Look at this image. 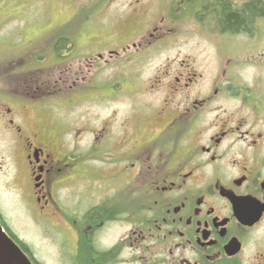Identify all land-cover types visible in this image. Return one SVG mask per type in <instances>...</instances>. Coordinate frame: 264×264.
Masks as SVG:
<instances>
[{
	"label": "flooded vegetation",
	"instance_id": "1",
	"mask_svg": "<svg viewBox=\"0 0 264 264\" xmlns=\"http://www.w3.org/2000/svg\"><path fill=\"white\" fill-rule=\"evenodd\" d=\"M225 5L250 6L253 17L241 29L222 26ZM122 6L116 28L108 24L107 54L122 72L98 86L108 100L126 97L120 118L112 112L99 129L68 128L48 113L98 88L82 78L103 55L89 47L80 58L77 36L88 17L77 12L40 35L54 41L56 66L15 81L21 100L0 102L14 175L28 184L20 197L36 221L55 228L66 264H264V0ZM196 29L195 46L211 49L188 50ZM180 41L185 58L180 48L161 55ZM111 223L124 231L108 242Z\"/></svg>",
	"mask_w": 264,
	"mask_h": 264
},
{
	"label": "rangeland",
	"instance_id": "2",
	"mask_svg": "<svg viewBox=\"0 0 264 264\" xmlns=\"http://www.w3.org/2000/svg\"><path fill=\"white\" fill-rule=\"evenodd\" d=\"M122 2L124 0L117 2H112V0H0V102L8 103L12 97L21 100V96L14 95L19 91L13 84L15 81H22L29 79L31 75H38V73L31 72L46 71L56 66V61H51L53 57L49 52L54 41L42 40L40 35L45 34L48 30L53 32L57 28L56 24L60 23L59 25H61L66 18L74 17L77 14L82 18L88 17L86 22H81L79 33L76 32L78 33L77 42L81 46V52L78 53L82 56L80 58H84V53L91 48L95 50L92 56L103 55L102 58L95 57V62L88 73L89 77L86 76L82 79L90 80L97 88L108 83L111 73H121L123 66L121 64L110 66L107 54L108 46L112 43L108 39L111 38V34L108 33V24L111 25L110 31L116 28L118 15L122 12ZM118 7L121 8V11H118ZM108 13L111 16V22H108ZM72 22L74 26L78 25L77 20ZM45 25L48 26L44 30ZM86 25L94 31H90V34H94L91 38L81 35L88 29ZM183 26H188L186 20L183 21ZM186 32V30H181V33ZM189 32L192 34V40L188 50L203 47L211 49L205 42H202L199 47L195 46L196 34L200 31L196 29L189 30ZM60 35V31H58L53 36L59 37ZM65 35L70 38L68 33ZM178 48L182 50L179 54V60H181L185 58L184 54L188 51L185 50L187 45L184 44V41H180L176 47H173V50L166 49L161 55L173 58ZM71 59L73 57H66L67 61ZM196 59L198 60L200 57L196 56ZM157 62H159V57L154 58L150 64L154 66ZM127 65L129 66L130 63ZM99 92L98 87L96 94L91 93L89 96L92 98L83 99L70 108L60 107L54 111L48 110V113L60 116L68 124V128L70 125H76L99 129L104 122H108V116L112 112H116L117 118H120L124 108L128 105L125 96L111 101L108 100V96L100 95ZM3 127L4 124L0 116V215L2 220L28 246L38 263L66 264L58 254L55 243L58 237H56L55 228L51 225L46 226L42 221H36L31 210H28L29 202L20 197L23 191L28 190V184H22L20 178L14 175L15 163L9 157L8 137L3 131ZM94 162V165H104L99 160ZM108 226L103 235L108 242L114 241L124 231L122 224L111 223Z\"/></svg>",
	"mask_w": 264,
	"mask_h": 264
},
{
	"label": "water",
	"instance_id": "3",
	"mask_svg": "<svg viewBox=\"0 0 264 264\" xmlns=\"http://www.w3.org/2000/svg\"><path fill=\"white\" fill-rule=\"evenodd\" d=\"M0 264H32L0 224Z\"/></svg>",
	"mask_w": 264,
	"mask_h": 264
},
{
	"label": "trees",
	"instance_id": "4",
	"mask_svg": "<svg viewBox=\"0 0 264 264\" xmlns=\"http://www.w3.org/2000/svg\"><path fill=\"white\" fill-rule=\"evenodd\" d=\"M252 17H253V13H252V8L250 6H248L247 8H243L240 11H236V10H231L227 5H225L220 13V23L222 24V26L231 29H241L246 26L248 20H251ZM4 227L6 231L12 235L10 230L5 225ZM23 248L25 252L28 253L29 251L28 247L24 245Z\"/></svg>",
	"mask_w": 264,
	"mask_h": 264
}]
</instances>
